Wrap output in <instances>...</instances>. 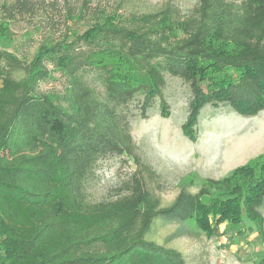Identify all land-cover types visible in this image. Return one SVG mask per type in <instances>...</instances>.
Returning <instances> with one entry per match:
<instances>
[{"label": "trees", "instance_id": "1", "mask_svg": "<svg viewBox=\"0 0 264 264\" xmlns=\"http://www.w3.org/2000/svg\"><path fill=\"white\" fill-rule=\"evenodd\" d=\"M89 3L0 4V264H185L177 251L144 240L157 217L180 223L176 236L192 234L186 225L193 223L212 238L222 235L223 223H239L243 210L263 239L264 171L253 179L249 167L235 169L197 194L184 186L161 208L145 187L154 172L135 153L127 109L142 97L146 119L167 74L190 87L182 130L191 140L207 105L248 118L264 111V0H198L180 21L168 8L119 20ZM68 21L88 27L61 35ZM16 22L59 35L43 38L31 59L21 60L9 51ZM121 64L128 71L115 68ZM82 68L101 69L103 100L79 77ZM54 74L65 79L66 106L40 92ZM109 156L132 159L136 170L113 191L115 199L89 203L82 183ZM212 191L219 198L202 203Z\"/></svg>", "mask_w": 264, "mask_h": 264}, {"label": "rangeland", "instance_id": "2", "mask_svg": "<svg viewBox=\"0 0 264 264\" xmlns=\"http://www.w3.org/2000/svg\"><path fill=\"white\" fill-rule=\"evenodd\" d=\"M11 1L0 0V4ZM44 1L59 3L62 0ZM197 1L88 0V5L97 7L101 13L115 14L119 20L168 8L180 21L192 12ZM80 2L81 0H68L69 6H80ZM32 27L34 26L24 22L10 25L12 42L9 51L21 60L29 61L43 38L48 35L57 38L59 35L51 29L37 31ZM87 27L86 22L68 21L64 28L61 27V35L67 29L80 35ZM115 68L120 72L128 71L124 64ZM78 74L94 95L103 100L101 69L82 68ZM22 76L21 71L12 72L14 79ZM53 78L41 85L40 92L50 96L55 103L66 106L61 101L65 94V79L58 74H54ZM163 78L161 95L154 98L146 112V119L140 118L138 109L142 97L135 98L127 109L135 153L154 172L153 178H144L145 187L158 199L161 208L172 203L180 188L187 186L191 194H197L208 180L222 181L230 178L232 172L238 168L249 167L253 179L261 175L264 171V111L256 117L248 118L235 114L225 105H207L199 112L197 124L193 128L194 139L191 140L182 130L189 112L190 87L167 74ZM161 101L163 107L160 105ZM135 170L133 160L125 156H109L98 160L92 175L82 183V193L86 201L97 203L115 199L113 191ZM234 181L236 186L241 187L240 180L236 178ZM212 198L217 199L219 195L212 191L209 197H203L201 201L210 204ZM259 212L264 218V203ZM240 219L234 225H220L218 229L221 236L207 238L198 233L193 223L186 225L187 229L193 231L192 234L185 232L176 236L182 228L181 224L157 217L144 240L177 251L182 255L185 264H256L264 256V238H260L255 225L244 216L243 210ZM210 222L212 224V220Z\"/></svg>", "mask_w": 264, "mask_h": 264}]
</instances>
